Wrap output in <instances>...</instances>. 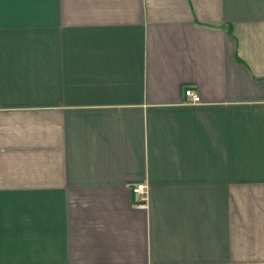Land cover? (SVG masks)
<instances>
[{
  "label": "crops",
  "instance_id": "crops-1",
  "mask_svg": "<svg viewBox=\"0 0 264 264\" xmlns=\"http://www.w3.org/2000/svg\"><path fill=\"white\" fill-rule=\"evenodd\" d=\"M0 264H264V0H0Z\"/></svg>",
  "mask_w": 264,
  "mask_h": 264
},
{
  "label": "built area",
  "instance_id": "built-area-1",
  "mask_svg": "<svg viewBox=\"0 0 264 264\" xmlns=\"http://www.w3.org/2000/svg\"><path fill=\"white\" fill-rule=\"evenodd\" d=\"M186 103L190 105H198L201 103L200 95L192 88L188 87L184 90ZM132 192L135 197L136 206L147 207L149 201V188L144 183L135 184L132 187Z\"/></svg>",
  "mask_w": 264,
  "mask_h": 264
}]
</instances>
